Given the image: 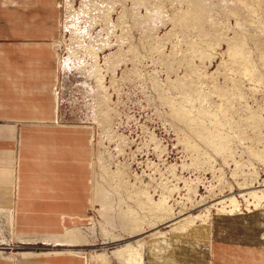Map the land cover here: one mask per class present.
Here are the masks:
<instances>
[{
    "label": "rangeland",
    "instance_id": "rangeland-1",
    "mask_svg": "<svg viewBox=\"0 0 264 264\" xmlns=\"http://www.w3.org/2000/svg\"><path fill=\"white\" fill-rule=\"evenodd\" d=\"M62 15L59 114L93 128V207L53 240L70 248L0 253L143 264L148 236L264 213V0H63Z\"/></svg>",
    "mask_w": 264,
    "mask_h": 264
},
{
    "label": "crops",
    "instance_id": "crops-1",
    "mask_svg": "<svg viewBox=\"0 0 264 264\" xmlns=\"http://www.w3.org/2000/svg\"><path fill=\"white\" fill-rule=\"evenodd\" d=\"M62 3L0 0L3 243L1 239L20 244L21 239L26 244L70 248L53 240L84 228L93 207V128L64 121L59 114ZM263 228L264 213L229 214L184 231L151 235L143 241V264H264ZM90 260L89 254L79 251L0 253V264ZM110 261L119 264L112 257Z\"/></svg>",
    "mask_w": 264,
    "mask_h": 264
},
{
    "label": "bare ground",
    "instance_id": "bare-ground-1",
    "mask_svg": "<svg viewBox=\"0 0 264 264\" xmlns=\"http://www.w3.org/2000/svg\"><path fill=\"white\" fill-rule=\"evenodd\" d=\"M230 215H232V214H230ZM188 220H190V219H188ZM183 222L185 223L187 221L183 220ZM160 236H163V235H160ZM118 255H119V257L125 256L129 260L140 258V254L137 250H133V249L128 248V247H126L124 250L119 252Z\"/></svg>",
    "mask_w": 264,
    "mask_h": 264
},
{
    "label": "built area",
    "instance_id": "built-area-1",
    "mask_svg": "<svg viewBox=\"0 0 264 264\" xmlns=\"http://www.w3.org/2000/svg\"><path fill=\"white\" fill-rule=\"evenodd\" d=\"M261 240L264 242V232L261 234Z\"/></svg>",
    "mask_w": 264,
    "mask_h": 264
}]
</instances>
